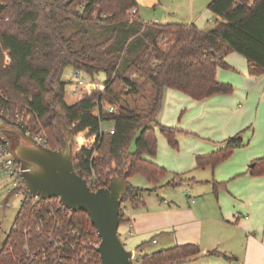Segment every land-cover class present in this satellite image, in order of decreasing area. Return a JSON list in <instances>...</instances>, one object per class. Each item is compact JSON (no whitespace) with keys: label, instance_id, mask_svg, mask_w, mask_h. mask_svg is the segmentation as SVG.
<instances>
[{"label":"trees","instance_id":"16d2710c","mask_svg":"<svg viewBox=\"0 0 264 264\" xmlns=\"http://www.w3.org/2000/svg\"><path fill=\"white\" fill-rule=\"evenodd\" d=\"M137 7L136 0H0V114L13 122L23 121V114L31 117L29 132L34 129L30 124L42 123L52 150L64 144L69 130L77 173L86 179L94 172L96 190L119 177L127 184L122 205L133 207L144 202L141 190L129 185L131 176L142 175L157 187L170 174L152 161L158 153L156 128L172 148L179 146L181 131L158 121L166 91L198 102L232 94L233 87L216 77L219 68L232 69L226 62L232 53L247 60L251 76L264 75V0H213L208 9L221 21L210 32L195 25L148 24L137 14L132 19L130 11ZM68 67L96 82L95 76L104 74V92L68 104L63 80ZM132 73L151 85L145 108L126 101L142 94ZM105 107L115 112H105ZM103 123H111L115 133H103ZM243 143L242 133L228 139L223 149L198 158L197 168H217ZM254 165L252 173L264 176V158ZM175 177L172 187L183 182V175ZM124 216L121 207L120 225ZM71 228L85 241L97 240L87 214L68 212L58 200L24 203L0 247V264H101L94 249L88 258L80 257L77 240L66 236ZM57 239H68L78 252L65 244L60 253L65 259L59 262L51 251ZM26 248L35 257L30 259ZM201 253L197 245H182L140 255L139 264H182ZM208 255L227 258L217 251Z\"/></svg>","mask_w":264,"mask_h":264},{"label":"crops","instance_id":"0c3cea01","mask_svg":"<svg viewBox=\"0 0 264 264\" xmlns=\"http://www.w3.org/2000/svg\"><path fill=\"white\" fill-rule=\"evenodd\" d=\"M212 1L190 0L183 24L195 25L204 32L212 21L216 25L221 19L208 9ZM136 2L141 21L140 12L147 7L154 11L153 23H144L166 25L158 15L161 0ZM226 62L232 69L219 68L216 77L220 83L233 87L230 95L198 102L178 91H166L160 125L165 123L167 126H162L188 132L191 138L179 140L178 136L177 149L159 141L157 156L152 161L175 176H187L194 171L198 158L223 149L228 139L240 133L243 146L236 149L232 162L220 165L221 177L213 183L206 181L211 185L207 194L197 193L198 200L190 197V203L177 205L157 197L144 200L142 206L127 203L130 206L123 208L125 222L118 233L128 251L151 255L193 244L202 253L182 264H264V176L252 173L254 162L264 158V75L251 76L247 60L237 53L228 55ZM184 104L188 106L184 111L188 117L183 125L175 126ZM197 119L201 123L192 127L189 121ZM202 139L224 145L213 146ZM255 144L260 147L254 149ZM222 179H231L229 186H216L222 184ZM200 180L191 182L197 185L203 182ZM214 251L227 258L208 255Z\"/></svg>","mask_w":264,"mask_h":264},{"label":"water","instance_id":"95a60500","mask_svg":"<svg viewBox=\"0 0 264 264\" xmlns=\"http://www.w3.org/2000/svg\"><path fill=\"white\" fill-rule=\"evenodd\" d=\"M8 126L16 130H6ZM65 132L64 144L52 150L30 134L26 122H13L0 115V139L20 164V177L27 195L43 201L58 200L72 213L87 214L101 240L97 249L101 264H139L135 253L126 249L118 233L127 184L113 177L107 188L93 191L74 167L73 136L69 130ZM8 133L19 136L16 147L6 138Z\"/></svg>","mask_w":264,"mask_h":264},{"label":"rangeland","instance_id":"374dc122","mask_svg":"<svg viewBox=\"0 0 264 264\" xmlns=\"http://www.w3.org/2000/svg\"><path fill=\"white\" fill-rule=\"evenodd\" d=\"M190 0H161V7H160V12L158 15L160 17H163L162 22L163 24H183L185 23L186 18H184V11L185 8L189 5ZM130 17L133 19L135 18V15H133V10L130 11ZM140 17L143 21L145 22H149V23H153L152 19L154 17V11L151 8H143L140 12ZM165 19V20H164ZM210 28H207V30L205 32H209L210 29H213L215 27V21H212L209 25ZM71 31V30H70ZM72 32V31H71ZM81 74V79H85V81H87L88 85L85 89H83L82 93L80 94V96L78 98L73 97L71 94V89H72V83H75V74H76V70H74L72 67H68L64 70L63 73V80L67 83L66 86V101L68 104H74L86 97H90L92 96L94 93H98V92H104L105 87H104V83L106 80V77L104 74H98L95 76L96 81H91L90 76L86 75L83 72H80ZM131 79L135 80L136 82H138L139 84H141L142 90H141V96L137 97V98H133V97H129L126 99V101L128 102V104L130 105V107H139V108H145L148 105V101L151 99L152 97V89H151V85L149 84H145L144 79L140 76V75H136L135 73H132L130 75ZM122 87V86H121ZM176 103L182 104L181 101H177ZM109 107H105L104 111L108 112ZM186 109H188V106L186 107V105L184 104L182 110L179 112V115L176 119L175 122V126L176 125H183L188 117V113H184V111H186ZM164 112V109H163ZM163 112H161L158 121L160 123H162V115ZM95 115H98V112L95 111L94 112ZM184 113V114H183ZM30 118L29 116H26L25 114H23V121L26 123L30 122ZM192 123V127L197 126L199 123H201L200 121L197 120H192L189 121ZM162 125L167 126L165 123H163ZM30 127L32 130H30V132L32 131L33 134H39V135H43L45 137V139H49V134L47 132V130L45 129V127L43 126L42 123H38L33 127L30 124ZM113 128L111 123H103L102 124V130L103 131H107L109 129ZM157 130V139L158 142L159 141H163L165 144H169L168 141L166 140V138L163 136V134L160 131V128H156ZM179 140L180 139H186V138H191V134H189L188 132H180L179 133ZM193 137V136H192ZM203 140V139H202ZM180 142V141H179ZM203 142H207L211 145H224V143H215V141L213 140L211 141H205L203 140ZM248 143V142H247ZM260 147L259 144H255L253 146L254 149ZM133 148V146H132ZM171 148V147H170ZM250 148V147H249ZM236 151V150H235ZM234 151V153H235ZM232 154V156L226 160L224 163L228 164L230 162H232L231 160L234 158L235 154ZM224 163H222L221 165H223ZM220 166H218L217 168H215L214 170L211 167H206V168H197V166L195 167L194 171L190 174H188L187 176H183V182L177 186V187H172L169 185V183L173 182L175 180V175H173L170 171V174L164 179L162 180V182L160 183V185L158 186L157 190H155V192H151L150 190H153L155 188V186L151 183H149V181L142 175H134L131 176L128 179V183L130 186H132L133 188L136 189H140V193H139V197L140 199L144 202V200H149L150 198H157L159 197V200H163L166 199L168 200L170 203H174L177 205L180 204H188L190 203L191 199L190 197H193L195 200H198L196 198V195L198 192H205L206 190L209 188V186L211 185V183H213V180L217 179V177H221L222 174H220V176L218 175V168ZM198 179H201L203 182L200 184H192L191 181H196ZM200 180V181H201ZM206 181L211 182L210 184L207 183ZM231 179H222L221 182L224 186H229ZM202 195H206L201 193ZM8 206L4 207V208H0V247L3 246V244L6 242L7 237L10 233V231L13 228V224L14 221L17 217V214L19 212V205L17 200L15 199H11L8 202ZM125 206H130L129 204L125 203L122 205V209ZM152 246V245H151ZM154 247V246H152ZM140 254L139 252L136 254V259L139 258Z\"/></svg>","mask_w":264,"mask_h":264},{"label":"built area","instance_id":"2783aa9c","mask_svg":"<svg viewBox=\"0 0 264 264\" xmlns=\"http://www.w3.org/2000/svg\"><path fill=\"white\" fill-rule=\"evenodd\" d=\"M137 13H138L137 9H134L133 15ZM80 74H81L80 71H76L75 83H72V89H71L72 94L71 95L75 98H78L80 94L82 93L83 89H85L88 85L85 79H81ZM108 112L112 114L115 111L113 108H110ZM102 132L113 135L115 133V130L114 128H111L107 131L102 130ZM33 137L36 140H38L42 145H45L48 147L47 139H45L43 135L35 134ZM86 180L90 188L93 191H95L96 188L98 187V180H97L95 173L92 172L90 175H88ZM28 197L30 196L27 195L25 186L20 177V164L16 162L14 158L12 157V155L9 153L7 144H5L0 139V208H4L8 206L9 205L8 202L11 199L17 200L19 209L24 203H27L30 200H32L33 202L40 200L38 198L35 199L32 197H30L31 199L30 198L28 199ZM91 233L92 235H95L97 237L96 241L83 240L81 237V234L75 228H71L66 234V236H68L69 238L70 237L75 238L77 240V243L79 244V247L82 248V251H80L79 253L80 257L88 258L89 257L88 251L91 249H94L97 252V249L100 245L101 240L94 227L91 230ZM68 242H69L68 239L67 240L57 239V240L52 241L51 251L53 252V254L59 255V259H58L59 262H63V260L65 259V256L61 258V255L63 254H60L65 244H67L68 247L72 249L74 252H78V247L75 244H69ZM26 253L29 255L30 259L35 257V255L30 253L29 248H26ZM135 260H138L139 262V259L138 258L136 259V254H135Z\"/></svg>","mask_w":264,"mask_h":264},{"label":"flooded vegetation","instance_id":"af4514ba","mask_svg":"<svg viewBox=\"0 0 264 264\" xmlns=\"http://www.w3.org/2000/svg\"><path fill=\"white\" fill-rule=\"evenodd\" d=\"M5 129H6V130H11V131H15V130H16L15 127H9V126L6 127ZM7 137L9 138L11 144H12L13 146H15V147H16V146L19 144V142H20V138H19V136L16 135V134H11V133H10V135L7 134Z\"/></svg>","mask_w":264,"mask_h":264}]
</instances>
